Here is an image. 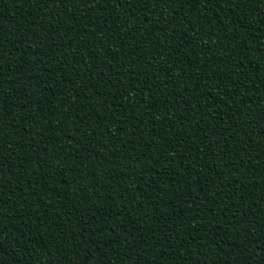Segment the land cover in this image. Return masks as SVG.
I'll list each match as a JSON object with an SVG mask.
<instances>
[{"label": "trees", "instance_id": "obj_1", "mask_svg": "<svg viewBox=\"0 0 264 264\" xmlns=\"http://www.w3.org/2000/svg\"><path fill=\"white\" fill-rule=\"evenodd\" d=\"M46 7L55 16L38 12L36 0H0L5 49L0 51V124L11 125L0 130L6 161L0 180V264H83L81 247L95 257L88 264H264V136L256 135L264 126V25L253 23L233 34L243 9L223 11L220 4L202 13L200 0L110 3L108 11L101 5L91 16L75 2ZM101 14L112 28L125 25L131 35L123 40L105 35L98 43L103 34L88 35L85 16ZM249 18L256 19L251 9ZM192 24L201 30L196 38ZM149 32L152 37L129 59L132 36L143 39ZM212 33H218L215 41ZM39 37L47 40L43 48ZM116 49L123 55L112 59ZM198 52L204 57L200 71L194 63ZM236 71L248 79L229 80ZM206 89L214 100L203 96ZM205 101L210 107L195 111ZM64 103L77 105L71 119H64L69 115ZM212 114L217 119L211 120ZM89 117L95 123L89 120L87 136L67 131L77 118L83 128ZM50 126L59 131H46ZM101 128L96 137L94 130ZM201 128L207 138L188 139ZM244 147L248 151H240ZM184 193L191 195L181 199ZM195 208L200 211L192 220ZM211 221L215 229L198 234Z\"/></svg>", "mask_w": 264, "mask_h": 264}, {"label": "snow or ice", "instance_id": "obj_2", "mask_svg": "<svg viewBox=\"0 0 264 264\" xmlns=\"http://www.w3.org/2000/svg\"><path fill=\"white\" fill-rule=\"evenodd\" d=\"M79 3L81 5L84 6V8L86 10H89V16H91V12L94 8H101L100 6L102 5L104 10L105 11H108V5L110 3H114L116 4L118 7H124V5L127 3L128 6H132L133 4V0H36V3L38 4V12H43L45 13L46 15H50V16H55V13H49V10L46 6H48L49 4H54L57 8H60L61 6L63 7H67V5L69 3ZM144 3H147L148 0H143ZM168 0H157V3L159 4H164V3H167ZM172 2H177V0H172ZM200 2L204 5L203 9L202 10H199L198 11H202V13H206L209 11V6L211 5H220V4H223V11H228L229 8H231L232 10H234V7H240L243 9L242 13L236 17V23L233 25L234 27V33L235 32H240L244 29H248L250 28V26L253 24V23H259L261 25H264V0H200ZM205 9H207V11H205ZM249 9H251V13L255 15L256 19L255 20H252L249 18ZM247 14V15H245ZM132 15L134 16L135 15V10H133L132 12ZM89 16H85V20H88V25L87 27L89 29H91L90 32H88L87 34L88 35H93V36H96V35H99V34H103V35H100V39L97 41L98 43H102L103 42V39H104V36L106 35L108 37L109 40H115V39H121L123 40V35H131V33L129 32L128 28L125 27V25H119L117 28H112V25L108 24V22L106 20L103 19V14H101L100 16H95V17H91V19H89ZM158 19V18H157ZM201 20H206L208 19L207 16L205 15H201L200 17ZM56 21L57 22H60V18L59 17H56ZM238 21V23H237ZM247 21V23H246ZM229 22H231V17H229ZM131 21H126L125 24H130ZM221 25H224V21L221 20L220 21ZM245 25H248V26H245ZM105 26H107L108 28L112 29L111 31V34L109 35L108 33L105 32ZM97 27H99V33H96V29ZM47 29H45L46 31ZM189 29H185V32H187ZM255 30V29H253ZM71 31V29L69 30V32ZM159 31L162 33V35H165L166 36V32L163 28H160ZM190 31H191V35L193 38H196L198 36V34L200 33V29L195 25V24H192L191 25V28H190ZM220 31L221 32H224L225 31V27H221L220 28ZM69 33H65V35H68ZM152 33L149 32L147 33V35H145L143 37V39H139L135 36H132V46H127L126 45V52H127V55L129 57V59H131L132 57L136 56L137 54V51L139 49V44L140 43H144L145 41H148L149 38L152 37ZM213 38V40L215 41V36L218 35V33H212L210 34ZM175 38V37H173ZM39 39L41 40V45L40 47L43 48L46 44H47V40H44L43 37H39ZM52 39H55V37H52ZM63 39V38H61ZM155 39H160V37H155ZM200 39H203L202 37H200ZM232 37L231 36H228L227 37V40H231ZM221 40L224 41L225 40V37H221ZM161 44H163V40L161 39ZM85 45L87 46V41H84ZM186 43V40L184 39H181V46H183V44ZM29 47V44L27 42L24 43V50L26 51ZM53 47H55V45H53ZM220 47H223V44L220 45ZM234 47V46H233ZM262 48H264V45H262ZM5 50L4 49V41H3V38L0 37V51H3ZM17 51H21V49L19 48V46H17L16 48ZM91 52H95L96 49L92 48L90 49ZM114 55H112V59H115L117 56H122L123 53H121L120 50L116 49L113 51ZM185 55H188L189 53H184ZM35 55H39V53L37 52ZM197 60L194 62L198 67H197V71H200L201 68H200V62L201 60L204 59L203 56L200 55V53L198 52L197 54ZM169 56H171V53H169ZM221 56L224 57L225 59H231V56H225V54L222 52L221 53ZM93 59H96L98 60L99 57H96V56H93ZM157 60H159L160 58L157 57L156 58ZM43 63V61H36L35 62V67L30 69V71H35L36 68H39L40 65ZM240 63V62H238ZM208 64L207 62H205V64L203 65L204 68H207ZM46 67V65H45ZM3 71L4 69L2 67H0V85H2V83L4 82L3 81ZM42 73H38L37 76L35 77V79H39L40 75ZM196 73H193V75H195ZM133 76H136L138 75L136 72H133L132 73ZM184 75H187V73H184ZM234 76H243L244 79H248L247 75L246 74H243L239 71H236L233 75H230L228 78L229 80H232ZM260 77L257 76V79H259ZM173 81H174V77L172 78ZM150 80L151 78H148L146 80V83L148 84V87H147V91L150 93L151 92V86H150ZM48 84L51 83V80H48L47 81ZM77 83L79 84L80 82L77 81ZM91 81H88L87 84H90ZM238 83H242L241 82H238ZM87 84L85 85H82V87H86ZM195 88L199 89L201 88V83L199 81L196 82L195 84ZM185 90H188L187 88ZM48 89H45V92H47ZM125 91H127V89H125ZM133 91L136 92L137 96H139V93H140V89L139 88H136L134 87L133 88ZM162 91V89H161ZM171 91V90H169ZM77 95L79 96L80 93H77ZM93 95L95 96H98L99 93H94ZM227 95V93H226ZM233 95H235L233 93ZM203 96L207 97L208 100H214L215 97H213L211 95V89H206L204 92H203ZM92 96H86L85 99L91 101L92 100ZM29 101H31L33 99L32 96H29L27 98ZM35 100L37 101H40V96L39 94H37L35 97H34ZM4 100V95L2 93H0V101H3ZM197 100L199 101V98H197ZM139 100L137 99L136 100V104H139ZM178 103V102H177ZM152 104L155 105L157 104V99L156 97H153L152 98ZM81 107L83 106L82 102H81ZM105 109L106 112H108L110 115H111V107L109 106V104L107 103V101H105L102 105ZM210 107V105H207V101H205V103L201 104V103H197V107L195 109V111H200V110H203L205 109V107ZM26 107H31V104L29 103L28 105H26ZM62 107H66L69 109V115L66 116L64 119H71L72 118V112L71 110L75 107H77V105L75 103H72V104H68V103H64L62 105ZM119 107V106H117ZM172 107H175V105H173ZM56 111L57 110H52L51 112V115L55 116L56 115ZM207 114V113H206ZM17 116H19L20 114L17 113L16 114ZM221 117H227V112H223L220 114ZM15 118V117H14ZM20 118H24V117H20ZM113 118H115L113 116ZM233 118H235V110L233 109ZM34 119V117H33ZM43 120H47V116H44L42 117ZM177 119H182L181 117H178ZM210 119L211 120H215L217 119L216 115L215 114H212L210 115ZM89 120H92V123H95V120L92 119L91 117H89L88 119H84L83 120V128H81L80 126V123H81V118H77V124L75 126H71L67 129L68 132H80L82 137L83 136H87L88 135V132L86 131L89 127H91V124L89 123ZM11 125L10 124H0V130H2L3 127H10ZM177 127H180V125H177ZM237 127H239V125H237ZM129 130H131V126H129ZM46 131L48 132H58L59 129L58 128H54V127H48L46 129ZM103 129L101 128L100 130H94L95 132V136L98 137L100 136L101 134H103ZM118 131H122V129H118ZM196 135H204L205 138H207V130L201 128L199 130H197L196 132L193 133V137H189L188 139H193ZM247 135V134H246ZM256 135L258 136H264V126L261 127L260 131L258 133H256ZM95 138V137H93ZM244 143H247V141L245 140ZM20 146V145H18ZM253 147L255 145H252ZM225 148H228L230 147L229 145L225 144L224 145ZM46 151V148L44 149ZM37 151H41V149H37ZM240 151L242 152H246L248 151V148L247 147H244L242 148ZM9 154H11V150H9ZM48 159H52L51 156L48 157ZM226 160H230L231 159V156H226L225 157ZM6 161H5V158L2 154H0V180H2V177H3V174L5 172V165ZM43 163H47V160H44ZM213 164L215 162H212ZM251 163V162H250ZM59 171V170H58ZM15 175V173H14ZM162 179H165L164 177H162ZM184 179H187V176L184 177ZM210 195H215V192H211L209 193ZM191 195L190 193H184L182 196H181V199H186L187 196ZM206 198V197H205ZM104 209L101 208V209H98V212H103ZM193 211V215L191 217L192 220H196L197 219V216H196V213H198L200 211V208H195L192 210ZM71 213L68 212L66 213V216H65V219H67L68 217H70ZM243 215V213L241 214ZM241 224H244V221L241 220L240 221ZM75 226V225H74ZM215 229V222L214 221H211L210 222V226L207 228V229H204V228H201L198 230V234L199 233H206L207 231H212ZM253 235H255V233H252ZM94 235V234H93ZM187 235H192L191 233H188ZM0 236H2V233H0ZM173 239L175 238V236L172 237ZM53 239H55V237H53ZM165 239H168V237H165ZM193 239H195V237H193ZM200 240L203 242L204 240V236L203 235H200ZM253 242H256V241H253ZM57 243H59V241H57ZM181 243V246H185L183 241H180ZM220 243H224L223 240L220 241ZM76 251V250H74ZM80 252H85V259L83 261V264H88V261L89 260H93L95 259V257L93 256L92 254V251L89 249L87 251H85L84 248H79ZM114 264V262H113Z\"/></svg>", "mask_w": 264, "mask_h": 264}]
</instances>
